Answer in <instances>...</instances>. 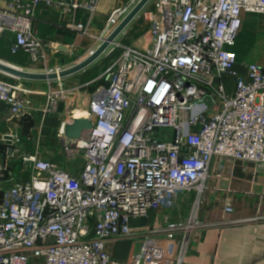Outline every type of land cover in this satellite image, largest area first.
<instances>
[{
	"label": "built area",
	"instance_id": "obj_1",
	"mask_svg": "<svg viewBox=\"0 0 264 264\" xmlns=\"http://www.w3.org/2000/svg\"><path fill=\"white\" fill-rule=\"evenodd\" d=\"M148 4L141 44L110 46L109 53H120L100 74L66 89L58 78L57 90L44 93V113L66 107L58 137L78 171L21 152V135L5 134L12 151L0 165V264H111L112 241L158 233L169 241L183 237L181 262L193 233L260 219L210 222L199 212L209 181L217 188L226 162H252L264 171V68L251 63L238 72L232 49L244 13L264 14V0ZM41 9L60 14L57 27L85 37L93 36L100 10L97 0H0V40L11 35L10 53L35 64L71 49L38 34ZM128 13V6L111 11L107 26ZM31 93L22 82L0 78V102L24 125ZM76 119L90 126L69 138L65 128ZM13 159L27 179L3 177ZM183 192L196 196L187 218L148 232L130 226L132 218L173 207Z\"/></svg>",
	"mask_w": 264,
	"mask_h": 264
},
{
	"label": "crops",
	"instance_id": "obj_2",
	"mask_svg": "<svg viewBox=\"0 0 264 264\" xmlns=\"http://www.w3.org/2000/svg\"><path fill=\"white\" fill-rule=\"evenodd\" d=\"M97 1L98 9L100 10L96 16L95 25L92 27V37H85L71 31L62 30L57 27L60 21V14L45 9H41L39 12L40 21L35 26L36 31L46 40L47 44L53 42L56 46H61L62 48L70 46L72 50H87L89 47H92L90 42H92L93 38H96V32L102 26L105 28L107 25V18L111 11L128 6L130 12L139 2V0ZM148 27L133 28V31L128 36V43L134 41L135 45L141 44L137 40ZM8 39L9 49L14 40L11 35H4L0 41L3 42V40ZM232 49L237 56L235 69L238 72L244 74L246 66L251 63L259 64L264 68V14L244 13L243 24L236 44ZM8 52L10 51L8 50ZM66 55H68L66 51H51L47 54L46 62L43 64L46 65L52 59L53 61H61L66 64ZM26 57L28 63L41 65L34 64L29 56L26 55ZM30 68L32 67L30 66ZM27 71L35 72L29 69ZM66 81L69 83L68 80H64L65 89L66 85L67 87H71ZM31 83L33 82H30L28 86L24 85L32 92L29 97L32 103L31 107H29V112L31 118L34 120V126L30 130V135L26 134V126L22 124V120L15 118L9 110V106L0 102V139L5 134L11 132H19L23 140L24 137L32 139L36 134L45 138L56 139L55 137H57L59 139L60 124H58V120L60 117H63L66 107H64L63 102L60 103L57 115L43 112L48 104V97L44 93L50 90H57L56 80H46V86H42L40 89L38 87L35 89ZM41 115L43 119L39 122L36 119ZM32 130H36V132ZM61 141H59V147L55 146L57 156L51 157V159L53 158L52 160L55 163L65 168L63 166L65 158L63 143ZM7 146L5 147L6 149ZM21 152L32 154L25 152L22 148ZM4 159V154L0 152V165L2 166L7 160ZM16 161L17 159H13L8 162L6 168L8 170V177L27 179L28 176L23 177L24 172L22 171L20 162ZM217 163L218 161L216 160L214 169L217 167ZM215 184L214 180L209 181L210 189L202 196L199 212L202 220L220 222L241 220L243 218L260 219L246 224L213 227L193 233L181 262L179 261V256L183 237L180 234L170 241L161 233L149 236L142 234L135 238L112 241L108 248L112 256L111 264H264V171H259L252 162H226L218 186L213 190L212 187ZM6 185H10V183L8 182ZM194 196L193 192L191 195L183 194L173 207L151 211L148 217L132 218L130 226L134 229L148 232L161 228L168 221L187 218L190 211H192ZM226 208H231L232 211L229 212Z\"/></svg>",
	"mask_w": 264,
	"mask_h": 264
},
{
	"label": "rangeland",
	"instance_id": "obj_3",
	"mask_svg": "<svg viewBox=\"0 0 264 264\" xmlns=\"http://www.w3.org/2000/svg\"><path fill=\"white\" fill-rule=\"evenodd\" d=\"M150 9H151V4H148L146 6L145 11H150ZM143 10L126 27V29L117 37L114 44H112L111 46L114 47L119 42L127 44L129 42L128 36L133 31V28L134 29L135 28H141L142 26L145 28L148 27V22L145 18ZM121 20H122V18L120 17L118 20L112 22L109 26H107L106 24H105L106 25L105 28L102 26L101 29H99L96 32V36H95L96 38H93L91 40L92 41V42H90V44L92 45L91 48L89 47L87 50L86 49L85 50L84 49H78V50L70 49L69 51H66V53L69 55V56L66 55V64L64 62H61V61H53V59H52V61L48 62L46 65H44L43 63H39L41 65H32V63L30 64L27 62L28 59H27L25 54H18L15 56V55L11 54L10 52H8V50H9L8 49L9 39L3 40V42L0 41V60L6 61V62L11 63L13 65H16L18 67H22L23 69H26V70L29 69V70H32L35 72H37V71L40 73L59 72L63 69H67L70 66L75 65V64L81 62L82 60L86 59V57H88L91 53H93L97 49V47L101 43H103L102 39L104 40V38H107L109 36V34L112 32V30L115 27H117V25L121 22ZM136 35H138V34H136ZM131 39H133V37H131ZM119 53H120V49H116V50H114V52H111V53H109V49H108L97 60H95L91 65H89L85 69L81 70L80 72H78L76 74L68 75V76L64 77V79L60 78L61 82L64 84V80H68L69 83L67 81L66 82L71 87H73V85H76V86L80 85L83 82H85L86 80H90V79L94 78L95 76H97L98 74H100L113 60H115V58L119 55ZM30 66L32 68H30ZM87 72H88V74H86V76H85L84 74ZM83 76H84V78H83ZM0 78L6 79V80H12V81H16V82H22L26 86H28L30 84V82H33L31 84H32V86L35 87V89L37 87L40 89L42 86H46V80L27 81V80L12 79V78L6 76L5 74H3L1 72H0ZM69 78H72V79H69ZM35 82H38V83H35ZM55 84H56V86L58 85V83H55ZM227 85H229V82L227 83ZM31 94L29 95V97L31 96ZM31 104L32 103H30L29 106H31ZM42 119H43V116L41 115L36 120L40 122ZM61 120H62V118L60 117L58 120L59 122L57 121L58 124H60ZM163 129H165V128H163ZM32 131L36 132V130H32ZM11 133H16L18 135H21L19 132H11ZM20 137H22V136H20ZM55 138L56 139L45 138L44 136L41 137L38 134L34 135L32 139H28V137H24V140L21 143V145H22L21 148L27 153L37 154L38 156H40L43 159L52 160L53 158L51 159V157L57 156V154H56L57 150H56L55 146L59 147V145H60V142H59L60 140L57 137H55ZM64 160H63V162H64L63 166H65V168L71 169L74 172L78 171V168H76L74 166V164L75 165L78 164V160H71L70 162L66 158H64ZM16 162H18V161H16ZM57 165L62 167V165H59V164H57ZM27 176H28V174H27V172H25L23 174V177H27ZM183 194H186V195L190 194L191 195L192 192H183L181 195H183ZM195 198H196V196H194V199Z\"/></svg>",
	"mask_w": 264,
	"mask_h": 264
},
{
	"label": "water",
	"instance_id": "obj_4",
	"mask_svg": "<svg viewBox=\"0 0 264 264\" xmlns=\"http://www.w3.org/2000/svg\"><path fill=\"white\" fill-rule=\"evenodd\" d=\"M150 1L151 0H139V2L130 10V12L121 20V22L117 25V27H115L112 30L109 36L103 40V43H101L93 53H91L88 57H86V59L82 60L81 62L67 69H63L59 72H53V73L30 72L0 60V72L12 79L27 80V81L54 80V79L56 80L58 78H64L68 75L76 74L81 70L85 69L86 67H88L89 65H91L103 53H105L108 50V48L112 44H114L117 37L126 29V27L136 18V16L145 8V6ZM24 122L26 123L25 132L29 136L30 130L34 126V120L31 118V116L26 115L24 117ZM89 126L90 123L88 120L76 119L74 125H69L65 128V134L69 138H75L79 135L81 130L88 128ZM11 143H12L11 137L8 135H4L0 139V152L4 154V158H5L4 160H6V157L8 156L7 154L11 153L12 151L9 150L7 153V149L5 147L7 145L8 146L11 145ZM6 177H8V170L4 171V178ZM1 196H2V192H0V198Z\"/></svg>",
	"mask_w": 264,
	"mask_h": 264
},
{
	"label": "bare ground",
	"instance_id": "obj_5",
	"mask_svg": "<svg viewBox=\"0 0 264 264\" xmlns=\"http://www.w3.org/2000/svg\"><path fill=\"white\" fill-rule=\"evenodd\" d=\"M104 39H106V38H104ZM102 42H103V39H102ZM4 62H6V61H4ZM6 63H8V62H6ZM11 64V63H10ZM13 65V64H12ZM15 66V65H14ZM77 116H80V112H78L77 113Z\"/></svg>",
	"mask_w": 264,
	"mask_h": 264
},
{
	"label": "trees",
	"instance_id": "obj_6",
	"mask_svg": "<svg viewBox=\"0 0 264 264\" xmlns=\"http://www.w3.org/2000/svg\"><path fill=\"white\" fill-rule=\"evenodd\" d=\"M86 74H88V72H87V73H85L84 75L86 76ZM83 78H84V76H83Z\"/></svg>",
	"mask_w": 264,
	"mask_h": 264
}]
</instances>
